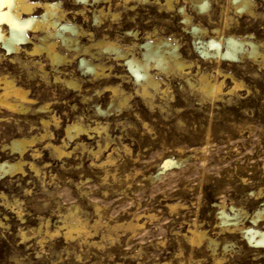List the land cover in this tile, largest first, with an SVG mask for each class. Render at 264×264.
I'll list each match as a JSON object with an SVG mask.
<instances>
[{
    "label": "rangeland",
    "instance_id": "obj_1",
    "mask_svg": "<svg viewBox=\"0 0 264 264\" xmlns=\"http://www.w3.org/2000/svg\"><path fill=\"white\" fill-rule=\"evenodd\" d=\"M106 1L87 6L78 19L87 33L82 43H90L92 35L141 59L142 43L162 38L177 48L184 68L179 71L171 65L163 72L152 66L150 73L161 90L150 87L147 96L143 81L136 80L126 62L107 53L103 63L110 74L83 84L90 95L85 102L77 91L45 85L40 79L29 81L26 69L12 64L0 49V74L25 80L23 87L50 103L46 118L55 117L56 122L51 120L46 141L53 138L61 145L66 125L74 120L91 128L83 138L87 151L60 160L39 139L45 129L38 117L24 121L0 109V163L18 162L10 146L14 138H37L31 149H40L35 163L41 168L38 173L28 165L19 174L0 172V264H171L190 227L210 231L207 235L212 237L219 207L239 209L245 225L264 207V0H253L252 13L238 11L232 0H208L205 11L196 6L197 0H171L173 6L164 0ZM60 3L70 16L81 8L74 0ZM101 6L105 16L98 26L93 14ZM231 36L257 44L259 55L225 56V40ZM213 38L223 39L220 55L212 49L211 55L202 53L201 43ZM20 56L35 72L32 58ZM44 66L48 69L49 63ZM68 73L81 81L77 65ZM202 76L221 80L223 93L212 98L202 92ZM112 88L118 90L115 98ZM55 99H60L58 104ZM96 104L104 115L97 116ZM32 120L37 126L31 127ZM26 160L31 161L29 155ZM68 209H78V224L87 227L80 235L73 231L71 239L65 236ZM219 235L218 239L224 237ZM240 240L234 247L241 252L230 253L228 260L253 264L255 253Z\"/></svg>",
    "mask_w": 264,
    "mask_h": 264
},
{
    "label": "bare ground",
    "instance_id": "obj_2",
    "mask_svg": "<svg viewBox=\"0 0 264 264\" xmlns=\"http://www.w3.org/2000/svg\"><path fill=\"white\" fill-rule=\"evenodd\" d=\"M61 1L64 0H53V1L45 0V2H39V3L37 2L31 3V1L29 2V0H0V49H2L4 52L7 53L8 57L10 58V62L12 64L16 62V64L26 69L27 75L25 74L24 75L28 77L29 81L40 79L41 81H43L45 85H50L54 83L55 85L65 87L68 90L77 91L82 95V100L86 102L90 100V95L84 93L83 87L85 86L83 84L90 83L92 80H102V79L104 80L110 74L108 72L109 70L106 68V65L103 63V57L107 53L114 54L115 55L114 57H116L117 59H121L122 61L124 60L126 62V65L129 67V70L131 71L133 76H135L136 80L138 82L143 81L142 83L143 94L147 96L150 95V90H149L150 87L153 88L155 91L161 90L159 89V83L155 81L153 74L150 73V69L152 66L159 68L163 72L169 70L171 65L176 66L179 71L183 70L184 64L183 62L180 61V59H178V53H177L178 51L176 50L177 48L172 46L173 44H170L169 41L163 40L162 38L153 41L149 39L143 42L142 46H140L142 50H144L143 54L141 55L142 57L141 59L136 58L134 55L128 56V53L124 52V50L122 51L120 45H118L117 43H113V42L106 43L104 39L103 40L97 39L94 38V36L92 35L90 36V43L88 44L82 43L83 42L82 38L86 36L87 33L82 27L79 26V24H77V21L81 17V15H83V11L87 8V6L94 5L95 7V5L97 4H103L108 2L106 0H74L75 5H78L81 8L75 10L77 12L72 16H70L69 14H71V12L67 13L68 9H65V7L62 6V4L60 3ZM133 1L147 2L148 0H129V2H133ZM164 1L166 2L167 5L173 6L171 5V0H164ZM126 2L127 0H125V3ZM232 2L240 12L251 11V6L253 5V0H232ZM192 6H194V4ZM196 6L201 11H205L206 9L209 8V1L197 0ZM37 8H41L42 11L37 10ZM39 11L41 12L39 13ZM182 11L181 13H183ZM104 16H105V9H103V7L101 6L99 7V10H96L93 14L94 23L98 26L99 24H102L103 23L102 17L104 18ZM189 21L188 19L185 18V22H189ZM193 31L196 33L199 31V29L195 27ZM219 39L218 40H215L214 38L210 39V41L206 44L202 42L201 43L203 49L202 53L206 55L210 53L211 55L210 49H212V51L214 50L215 56L220 55V53L222 52L221 47H222L223 39L222 40ZM29 45H32V48H28ZM224 45L227 46L226 54L225 53L224 54L225 56H228L230 58H237L239 55L245 52H248L249 56H253L254 58L259 55V51H260L257 47V44H255L254 42L248 39H237L232 36L228 37L225 40ZM21 53H24L26 56L32 58V65L36 67L35 72H30L31 69L29 70L27 68L28 65L22 62V60L20 59ZM45 61L49 63L48 69L46 68L48 66L46 67L44 66ZM75 65H77L80 72L82 73L81 81H79L80 79L79 80L77 79L76 74L75 76L73 74L70 75L68 73L71 68L75 67ZM12 69L15 68L13 67ZM49 70L51 72H48ZM218 75H220V73H218ZM222 77L223 79L228 78L227 75H223ZM19 79L18 77H16L11 73L0 74V109L3 111L6 110L7 114L11 113L13 114V116L18 115V117H20L21 120L23 119L24 121L30 120V117L32 116L38 117L39 124L43 129H45V131L44 134H41L40 138L38 136L37 137L41 140L46 141L45 139L48 138V134L50 133L48 132L50 122L51 120L55 121V117H52L51 119L46 118V115L51 107L50 103H45L44 101H41L39 96H33L32 95L33 93L31 94L29 88L27 89L23 87L24 85L23 82L25 80L20 81ZM85 79H89V82H84L83 80ZM190 85L194 86V84L191 83ZM201 87L203 89L202 92H204L208 96H211L212 98L213 97L215 98L216 96L218 97L219 93L221 92L223 93V89H222L223 82L219 79L212 81L209 80L207 77L202 76ZM110 90L113 97L115 98L118 94V90L113 88ZM55 100H56L55 104H58V101L60 99H55ZM95 113L97 114V116L104 115V112L102 108L99 106V104H96ZM15 118H17V116ZM36 120L34 122H36ZM30 124L31 127L32 125L34 127L37 126L33 123V120L30 121ZM90 131H91L90 126L83 124L79 120L76 121L74 120L73 122L66 125L65 139L62 141L61 145H58V143L56 144V142H52L53 138H51L50 140L45 142L46 144L45 146L46 148L50 149V151L56 156L57 159L65 160V158H70L71 155L76 156L78 151L83 152L86 150V146L83 142V138L88 136L90 134ZM36 140L37 138H31V139L14 138L12 142H10L11 151L13 152V155L15 154L18 155L19 160H17L18 162L14 164H10L11 163L10 161H9L10 163L8 162L0 163V172L4 175L19 174L24 172L23 166L28 165L32 171L38 173L39 170H41V168L37 167L38 165L37 163H35V160L39 158L40 149L38 148L39 151L37 149H31L34 147ZM92 152L94 151L92 150ZM28 155L31 158V161L28 160L27 162L26 157H28ZM98 157H100V155ZM94 162L96 161L94 160ZM98 165L99 164H97V162L93 164V166L96 167ZM102 167H104V165H102L101 168ZM85 177L87 176L85 175L84 178ZM84 180H86V178ZM80 186H83L85 189L84 184ZM83 194H87V193H83ZM90 197H92V195H90ZM89 200L87 199V201ZM77 210L78 209H74V210L68 209V211H70L71 214V217L69 218L70 223L67 224L66 227L67 232L65 233V236L68 239H71L73 237L74 234L73 231H75L78 235H80L81 233H83L82 231L85 228H87L85 227L84 224L81 225L78 224L80 223V221L78 220L75 214ZM219 210L220 212L219 214H217L218 225H216L214 230H211L212 237L207 235L210 231L206 233L204 231H201L196 226L190 228L188 227L189 229L185 234H183V237L182 238L179 237L181 238V240H183L185 245L181 246L182 247L181 251H178L180 253L178 255L176 254L175 259H172L175 261H172L171 264H194L193 260H195V258H198L197 260L198 264H236L235 263L236 261L228 260V256L230 255V253L233 254L234 252L237 253L241 252L240 249L237 251L235 250L236 247H234L237 242L236 240L238 239H241L240 240L241 245L246 244L248 246L247 249L249 250V252L255 253L256 258L254 259L253 264H264V207L258 208L256 212L253 213V215L248 217L247 221H249L248 222L249 225H245V223L243 224V218H242L243 212H241L239 209L238 210L234 209V206L227 210L225 209V207H219ZM78 214L79 213L77 212V215ZM244 215H245L244 219H246L248 215L246 214ZM83 221L85 220L83 219ZM132 224L129 223V225ZM136 224L133 225L135 228H136ZM46 228H47V233H49L48 230L49 227ZM56 232L54 233L56 234ZM219 234L224 235V237L221 238ZM218 235L221 239L217 238ZM184 249L188 250L187 255L183 253Z\"/></svg>",
    "mask_w": 264,
    "mask_h": 264
}]
</instances>
